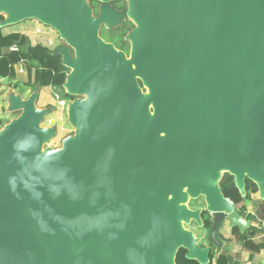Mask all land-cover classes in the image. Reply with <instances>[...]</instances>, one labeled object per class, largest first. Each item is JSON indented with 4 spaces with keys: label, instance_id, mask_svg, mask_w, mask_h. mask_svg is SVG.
I'll return each instance as SVG.
<instances>
[{
    "label": "water",
    "instance_id": "95a60500",
    "mask_svg": "<svg viewBox=\"0 0 264 264\" xmlns=\"http://www.w3.org/2000/svg\"><path fill=\"white\" fill-rule=\"evenodd\" d=\"M1 10L55 27L75 50L58 51L69 88L89 96L71 108L81 128L61 150L41 153L52 132L37 127L33 99L0 132V264H176L181 247L206 263L182 223L202 220L180 205L185 187L206 197L218 250L227 222L249 226L216 171L264 191V0H131L130 60L99 35L120 18L110 8L95 19L81 0Z\"/></svg>",
    "mask_w": 264,
    "mask_h": 264
},
{
    "label": "trees",
    "instance_id": "16d2710c",
    "mask_svg": "<svg viewBox=\"0 0 264 264\" xmlns=\"http://www.w3.org/2000/svg\"><path fill=\"white\" fill-rule=\"evenodd\" d=\"M120 2H124V5L118 7L117 4ZM103 4L117 9L118 15L126 20L118 26L110 28L102 26L99 35L105 41L114 44L117 49L130 53L131 42L128 36L135 30V23L127 19L128 7L125 0L112 2L92 0L90 5L95 16H99V7ZM4 21V15L0 14V78L9 79L13 88L23 85L29 87L32 92L37 87L54 88L63 94V97L73 98L64 90L71 69L64 64L62 55L46 46L34 44L26 33L20 31L4 32L2 29V22ZM14 45L18 47L17 50H11ZM19 64H22L26 70V81L17 79L16 66ZM20 114L21 111H16L13 117L17 118ZM8 123L9 120H1L0 126L4 127ZM219 186L223 195L234 202L236 210L243 219L249 221V226L241 230L238 226H233L227 222L220 232V238L226 242V245L217 254V247L209 238L213 223L211 213L207 209L205 198L203 196L197 198L189 205V208L202 210L203 224L199 225L197 221H193L187 225V229L193 232L201 247L209 249V260L206 263H200L197 259L188 257V249L181 247L176 255V264H241L231 259L232 249L230 245L232 243L240 244L243 250L250 252L249 260L251 262L256 254H264V228L257 224L264 222V198H258L260 191L258 184L252 179L246 178L244 191H242L237 185L236 177L226 172L221 177ZM249 204L255 205L254 212L249 210Z\"/></svg>",
    "mask_w": 264,
    "mask_h": 264
},
{
    "label": "rangeland",
    "instance_id": "374dc122",
    "mask_svg": "<svg viewBox=\"0 0 264 264\" xmlns=\"http://www.w3.org/2000/svg\"><path fill=\"white\" fill-rule=\"evenodd\" d=\"M90 10L91 18L95 19L97 18L92 10V7L90 5V2L92 0H81ZM98 1H106V2H112L115 0H98ZM125 3L128 7V14L127 19L133 21L135 23V30L138 28L139 23L135 19V17L131 13V0H125ZM124 5V2H120L117 4L118 7H121ZM108 5H101L100 11L103 8H110V10L114 13H117V9H113L110 6L105 7ZM0 14L4 15L5 21L2 22V29L4 31V28L10 27L11 29L21 30L27 33H30L31 36H29L32 40V42L36 43L38 40L34 36L33 28L36 26L38 22H40L38 19L35 18H29V17H22V18H15L13 13L9 10H1ZM118 14V13H117ZM120 16V18L117 19V22L115 24L111 23H105L102 26H105L106 28H110L113 26H118L121 22L125 21L126 19ZM54 30V35L57 38L59 42H61V37L59 36V33L57 30ZM134 30V31H135ZM20 31V32H21ZM131 47H130V53H125L127 59H131L132 54V48H133V41L130 38ZM69 52L72 54H75V50L72 46L67 45ZM73 72V69L71 68L69 75ZM18 80L26 81L27 80V74L25 70V74H18ZM139 86L141 91L147 96L150 91V86L147 87L145 85L144 78L139 77L138 78ZM65 93L70 94L73 98H65L63 97V94H61L57 89L54 88H41L37 87L34 92L31 91L29 87H25L21 85L18 88L11 87V81L9 79H1L0 78V121L1 120H9V123H11L16 118L13 117L15 112L21 111V113L24 111L23 108V102L29 99H33L35 102V107L38 112H42V118L40 123L38 124V128L42 130H48L52 132V136L45 142L41 153H44L47 150H54L58 151L64 148V145L66 142H76L77 139V132L81 128L79 123H75L70 119V110L73 107V105L78 101H83L88 98V94L85 92H74L67 88L66 84L64 87ZM149 92V93H148ZM57 95L59 98H57ZM64 102V103H61ZM49 118H53L54 122L50 124L48 122ZM8 123V124H9ZM5 127V126H4ZM4 127L0 126V132L4 129ZM226 172H228V169L221 168L216 171V173L219 175V178H221ZM261 193L264 194V191L261 190ZM203 195L201 194L200 197ZM206 201V197L203 196ZM199 198V197H198ZM197 198L190 197L186 202L185 205L189 207ZM250 210V209H249ZM255 211V210H254ZM253 211V212H254ZM183 226L187 228V225L193 223H186L185 221H182ZM199 225L203 224V220L197 221ZM251 224V223H250ZM258 226L264 227L262 223H257ZM262 224V225H261ZM217 247V246H216ZM231 251V259L241 263V264H251L249 260V256L247 253H244V250L241 248L240 244L235 243L234 246L232 244L230 245ZM220 252V250L217 249V254ZM252 264H264V256H258L256 254L254 256V260L252 261Z\"/></svg>",
    "mask_w": 264,
    "mask_h": 264
},
{
    "label": "built area",
    "instance_id": "2783aa9c",
    "mask_svg": "<svg viewBox=\"0 0 264 264\" xmlns=\"http://www.w3.org/2000/svg\"><path fill=\"white\" fill-rule=\"evenodd\" d=\"M35 19H37V18H35ZM38 20L40 22H38L36 24V26L33 28V32H32L38 40L36 43L34 42V44H40V45L46 46L54 52H58L61 47L69 45V43L63 37H61V35L58 31L57 32L59 33V36L61 37V42H59L57 40V38L54 35V30H53V29H55V27H53L52 25H50L48 23L41 21L40 19H38ZM55 30H57V29H55ZM29 36H31V35H29ZM17 49H18V47L16 45L11 47V50H17ZM72 55L74 56V54H72ZM16 70H17L18 74H25V69H24L22 64L17 65ZM57 98H59L58 95H57ZM61 103H64V102H61ZM48 122L50 124H52L54 122V119L49 118Z\"/></svg>",
    "mask_w": 264,
    "mask_h": 264
},
{
    "label": "crops",
    "instance_id": "0c3cea01",
    "mask_svg": "<svg viewBox=\"0 0 264 264\" xmlns=\"http://www.w3.org/2000/svg\"><path fill=\"white\" fill-rule=\"evenodd\" d=\"M12 31H21V30H19V29H18V30H16V29H11L10 27H6V28H4V32H6V33H9V32H12ZM21 32L25 33L24 31H21ZM26 34L30 35V34L27 33V32H26ZM258 198H264V194L261 193V191H259V193H258ZM255 208H256L255 205H253V204H249V209H250L251 211H254ZM263 226H264V222H263ZM263 228H264V227H263ZM234 244H235V243H232V246H234ZM231 251H232V250H231ZM244 253H247L248 256H250V252L244 250ZM258 256H264V254H263V253H260V254H258ZM250 263L252 264L251 261H250Z\"/></svg>",
    "mask_w": 264,
    "mask_h": 264
},
{
    "label": "bare ground",
    "instance_id": "6f19581e",
    "mask_svg": "<svg viewBox=\"0 0 264 264\" xmlns=\"http://www.w3.org/2000/svg\"><path fill=\"white\" fill-rule=\"evenodd\" d=\"M74 71V70H73ZM75 75H74V72H72L70 75H69V77H68V80H67V83H66V86H67V88L68 89H70L69 88V83H70V81H71V79L74 77ZM141 77V76H140ZM142 78V77H141ZM145 85L147 86V87H149L148 85V83H146L145 82ZM149 93V92H148ZM148 95H150V93L148 94ZM153 104L151 103V106H152ZM151 115L153 116V113H151ZM238 183V182H237ZM184 191L186 192V194H187V199H189L192 195H191V193L189 192V190H188V188L187 187H185V189H184ZM170 197H172V196H170ZM193 197V196H192ZM180 205H185V201H181L180 202Z\"/></svg>",
    "mask_w": 264,
    "mask_h": 264
},
{
    "label": "flooded vegetation",
    "instance_id": "af4514ba",
    "mask_svg": "<svg viewBox=\"0 0 264 264\" xmlns=\"http://www.w3.org/2000/svg\"><path fill=\"white\" fill-rule=\"evenodd\" d=\"M93 13H94V11H93ZM211 227H212V226H211ZM224 227H225V226H224ZM222 229H223V228H222ZM222 229H221V230H222ZM210 231H211V229H210ZM220 232H221V231H220ZM220 239H221V238H220ZM221 240H222V239H221ZM222 241H223V240H222ZM225 245H226V242L223 241V247H224ZM223 247H222V248H223Z\"/></svg>",
    "mask_w": 264,
    "mask_h": 264
}]
</instances>
